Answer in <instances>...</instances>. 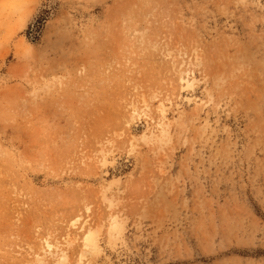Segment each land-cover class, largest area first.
Returning <instances> with one entry per match:
<instances>
[{"label":"rangeland","instance_id":"obj_1","mask_svg":"<svg viewBox=\"0 0 264 264\" xmlns=\"http://www.w3.org/2000/svg\"><path fill=\"white\" fill-rule=\"evenodd\" d=\"M60 250L264 264V0H0V264Z\"/></svg>","mask_w":264,"mask_h":264},{"label":"bare ground","instance_id":"obj_2","mask_svg":"<svg viewBox=\"0 0 264 264\" xmlns=\"http://www.w3.org/2000/svg\"><path fill=\"white\" fill-rule=\"evenodd\" d=\"M187 84H189V83H187ZM84 246L86 249H88V251L90 250L91 253H98V251H99V248H98L96 241H94L93 237H91V236H88L87 238H85ZM51 247L52 246H49V249H51ZM54 255H56L58 263H60V264L65 263V261H64L65 260V251L60 250V251L56 252V254H54Z\"/></svg>","mask_w":264,"mask_h":264}]
</instances>
